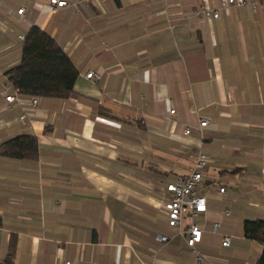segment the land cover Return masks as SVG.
Segmentation results:
<instances>
[{
	"label": "crops",
	"instance_id": "crops-1",
	"mask_svg": "<svg viewBox=\"0 0 264 264\" xmlns=\"http://www.w3.org/2000/svg\"><path fill=\"white\" fill-rule=\"evenodd\" d=\"M253 1L209 20L194 11L221 0H66L62 8L0 0V90L14 89L4 72L19 62L18 35L31 25L78 71L67 99L33 107L20 96L8 107L0 95V143L21 134L38 143L35 161L0 157V264L10 249L13 264L192 263L162 203L165 184L199 151L208 156L199 189L208 210L192 221L209 258L200 264H256L263 247L242 227L264 218V0Z\"/></svg>",
	"mask_w": 264,
	"mask_h": 264
},
{
	"label": "trees",
	"instance_id": "trees-1",
	"mask_svg": "<svg viewBox=\"0 0 264 264\" xmlns=\"http://www.w3.org/2000/svg\"><path fill=\"white\" fill-rule=\"evenodd\" d=\"M4 74L20 96L67 99L74 95L78 71L54 37L31 25L21 43L19 62ZM37 144L33 135L14 136L0 143V157L35 161ZM242 227L245 238L262 245L256 264H264V218L245 219ZM4 264H13V249L8 251Z\"/></svg>",
	"mask_w": 264,
	"mask_h": 264
},
{
	"label": "built area",
	"instance_id": "built-area-1",
	"mask_svg": "<svg viewBox=\"0 0 264 264\" xmlns=\"http://www.w3.org/2000/svg\"><path fill=\"white\" fill-rule=\"evenodd\" d=\"M49 4L53 8H62L67 5L66 0H48ZM251 5L256 8L259 4L253 0H221L219 6L216 8H210L208 6H201L194 11L197 16L204 17L206 19H218L220 17L221 10H229L232 7ZM24 9L21 7L17 10L18 14H22ZM19 40L24 39V35L18 36ZM101 75L93 71L86 73V78L92 80L100 79ZM0 95L4 97L8 107L19 101V93L17 90L9 91L6 88L0 90ZM38 104V98L31 97L30 105L35 107ZM170 115L175 114L174 109H170ZM27 118L25 111L18 116L20 122H24ZM199 128L206 127L208 125V119L199 117ZM185 134L190 133V129L184 130ZM208 156L199 151L193 160L192 167L184 174L176 177L175 180L167 182L164 186V192L167 197L162 203V208L167 218L168 225L174 229L175 233L181 236L186 246L193 254L194 260L190 264H200L207 261L209 258L202 253L197 245L202 238V229L195 224L192 219L197 214H204L207 212V201L204 195L199 192L203 182V171L207 168ZM218 192L225 194V188L219 187ZM224 215L230 214V209L226 208L222 211ZM220 222L215 221L212 224V232L216 233L220 229ZM156 239L160 242H167L168 238L165 235H157ZM231 244V237L227 234L222 236L221 245L228 247ZM66 264H70L66 262Z\"/></svg>",
	"mask_w": 264,
	"mask_h": 264
},
{
	"label": "rangeland",
	"instance_id": "rangeland-1",
	"mask_svg": "<svg viewBox=\"0 0 264 264\" xmlns=\"http://www.w3.org/2000/svg\"><path fill=\"white\" fill-rule=\"evenodd\" d=\"M21 8V7H20ZM19 8V9H20ZM23 8V7H22ZM24 11H25V8H23ZM23 11V12H24ZM19 36V35H18ZM19 39V38H18ZM262 117H263V120H264V103H262ZM263 126H264V123H263ZM264 141V139H263ZM262 141V142H263ZM232 188L230 189L231 191H234V195L237 199V202L241 205H245V207H249V208H253L252 206L249 205V201H246L245 198H249V196L246 194H244V190L243 189H240L239 186H234V185H230ZM235 187V189H234Z\"/></svg>",
	"mask_w": 264,
	"mask_h": 264
}]
</instances>
